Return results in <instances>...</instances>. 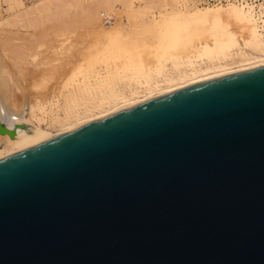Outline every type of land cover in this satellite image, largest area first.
<instances>
[{
	"label": "water",
	"instance_id": "1",
	"mask_svg": "<svg viewBox=\"0 0 264 264\" xmlns=\"http://www.w3.org/2000/svg\"><path fill=\"white\" fill-rule=\"evenodd\" d=\"M0 264H264V68L1 161Z\"/></svg>",
	"mask_w": 264,
	"mask_h": 264
},
{
	"label": "bare ground",
	"instance_id": "2",
	"mask_svg": "<svg viewBox=\"0 0 264 264\" xmlns=\"http://www.w3.org/2000/svg\"><path fill=\"white\" fill-rule=\"evenodd\" d=\"M103 1L105 8L85 32L62 33L59 27L52 36L40 32L48 57L39 81L31 85L33 93L24 89L11 98L0 73V122L15 132L13 137L0 134V162L150 101L264 68V0L257 5L228 0L202 8L192 1L169 11L162 4L157 11L148 2L136 7L129 0ZM52 2L38 0L17 15L18 22L27 24ZM87 40L93 44L92 63L101 69L90 68L78 83L69 75L57 93L46 95L61 66L67 73L80 69L84 55L78 53L82 60L75 63L70 55Z\"/></svg>",
	"mask_w": 264,
	"mask_h": 264
},
{
	"label": "rangeland",
	"instance_id": "3",
	"mask_svg": "<svg viewBox=\"0 0 264 264\" xmlns=\"http://www.w3.org/2000/svg\"><path fill=\"white\" fill-rule=\"evenodd\" d=\"M37 1L38 0H0V59H1L0 73L2 75V78H4V82H5L2 85L3 89L11 98L13 97V95L15 96L17 95L16 97H20L21 95H23L24 91L30 94L34 92L33 88H31V85L39 81V78L41 77L40 74L44 70L43 63L45 59L48 57L47 52L45 51L44 48L46 39L43 36H45V34L46 36H52V33L54 34L57 32L58 27H59L58 31L60 30L61 32L64 30L65 32L69 31L67 33L85 32L88 26H90V19L93 16L95 17L97 12H100V10L102 11V9L105 8L103 0H63V1L59 0L62 4L60 2L58 3L57 2L58 0L56 1L53 0V2L50 3L51 6L49 5L47 11L46 10L44 12L41 11L40 13L32 15V17L30 16L29 18L30 21H27V24L24 21L22 23L18 22L17 15H19L20 12H23L24 11L23 9L30 7L33 3ZM129 1L132 2L133 6L136 7L142 6L144 4L145 5L148 4L149 6H151V4H153L152 6L162 4L160 5L161 7L160 6L159 7L162 8L164 6V10L169 11L172 6L181 7L185 3L192 5L193 2L194 3L197 2L199 3L197 4V6L199 8H202L208 4L218 3L221 5L222 4L225 5L227 4L226 1L228 0H129ZM249 1L250 0H248L247 2ZM261 2L262 1L259 0L258 1L251 0L249 3H253V5L255 4L257 5L260 4ZM71 3H73L72 6ZM69 5L70 7H67ZM116 5L118 6V8L120 7V4L119 5L116 4ZM156 7L154 8L157 10L158 7L157 8ZM155 9H154L155 13H157V11L160 10L158 9L156 11ZM61 26H63L64 28ZM40 32H42L44 35L42 36L41 35L42 33ZM92 46L93 44L91 45V42H89L88 40L84 41V44L82 43V45L79 46L80 52H75L74 54L70 55V57L74 59V63L76 60L77 61L82 60L81 57H78L79 54H83L85 56V57L83 56L84 59L87 56L89 57L87 60L83 59V61L80 62L81 65L79 66L80 69L79 70L76 69L72 73H67L66 71L63 72V68H61L62 67L61 66L59 68L60 71L58 70L57 76L48 84L45 92L46 95L50 97L54 93H57L59 89L63 86L65 80L69 78L71 75L72 76L75 75L74 77H72V79L78 83L80 82V80H82L80 78L88 74L89 71L87 70H89L90 68L91 70L94 71L101 69V68H97L100 64L98 65L97 63L96 64L92 63L94 62L93 59L95 60V56H93L94 58H92V55H90V53H92L90 52ZM76 55L77 57H75ZM90 59H92V61ZM92 64H94L95 68L93 67ZM91 66L93 67V69ZM46 126H47L46 123L42 124V128H47ZM49 131L53 132L54 130L50 129Z\"/></svg>",
	"mask_w": 264,
	"mask_h": 264
}]
</instances>
